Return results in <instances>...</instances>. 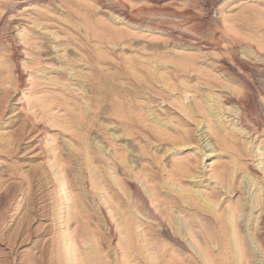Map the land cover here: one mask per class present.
<instances>
[{"label": "bare ground", "instance_id": "1", "mask_svg": "<svg viewBox=\"0 0 264 264\" xmlns=\"http://www.w3.org/2000/svg\"><path fill=\"white\" fill-rule=\"evenodd\" d=\"M43 1L0 0L1 29L18 31L17 69L0 55V116L31 86L0 121V164L21 188L0 264H256L248 234L264 264V0ZM25 21L59 25L55 76L26 80L22 66L45 61Z\"/></svg>", "mask_w": 264, "mask_h": 264}, {"label": "rangeland", "instance_id": "2", "mask_svg": "<svg viewBox=\"0 0 264 264\" xmlns=\"http://www.w3.org/2000/svg\"><path fill=\"white\" fill-rule=\"evenodd\" d=\"M42 5L44 7L45 6L51 7L54 4L52 3V5H51L49 0H45V1L41 2V3H38V6L43 7ZM23 8L24 7H21L18 11H16L14 13L13 17H17V18L26 17V16H22L21 15V13L23 11ZM34 16L38 17L39 14L38 13L37 14L34 13ZM4 18H5V13H4V11L2 12V10L0 9V21L3 20ZM21 25L28 26V28L32 31L31 34H32L33 38L36 39L35 42L38 44V46H40L41 49L40 50L32 49V48H35L37 46L36 44H33L31 46L32 48L30 47L31 49L28 48V47H26V48L30 49V51L33 50L36 53H40L41 56H42L41 58L45 61L42 64H38L37 63V64H30V66H22V68L25 69L26 80L27 79H32V77H34L36 73L38 75L47 77V74L50 72L51 76H55L56 75L55 69L56 70L58 69L57 68V64H59V61L57 60L58 58H56L57 57L56 53L54 52L53 48L51 47L52 44H50L52 42H50L49 39H51V41L54 40V39H52L53 35L51 34V32H49V30H51V31L60 30L59 25L57 23H55V21H50L49 28L46 31H45V29H43L44 30L43 31L42 29L36 28L35 25L32 24L29 21H25L24 23H21ZM54 27H55V29H54ZM5 29H1V25H0V55H3L4 57L3 56L2 57L6 59L7 64L8 65L10 64L11 66L14 67L13 69L16 70L17 66L14 63V61L12 60V47H11L12 45H11V43H9L10 42L8 40L9 36H7V35H9V33H17L18 31H17V29L12 28V26L5 27ZM4 42H6V43H4ZM20 50L21 51L22 50L25 51L22 48H20ZM206 52L210 53L211 51H206ZM210 58H212V57L210 56ZM29 59H30V56H26L25 57V55H23V57L21 58L22 63H23V60L25 62L26 60H29ZM40 81H42V80H40ZM25 84L26 85L23 86L25 88L20 87L19 89H11L10 90V93H9V96H8V99H7V102H6V108H5V111H4V114H7V115L0 116V121L1 122H2V120H4L5 118H8L9 116H10V118L11 117H17V116H19L20 113H22V112H20V111H22V110H20L21 109L20 106H21L22 101H23V99H22L23 91L28 92V88L31 87V86H29L30 84H29L28 80L25 82ZM45 87H46L45 84L36 85V88H45ZM162 105L164 106L165 109L169 110L171 116H173L176 119L178 118L177 113L179 111L173 105L169 104L168 102L167 103H163ZM160 109L161 108L158 107V110L162 111ZM233 110H234V113H231L230 111H226V113H225L226 118L225 119L230 120V119H232L234 117V115H236V116L239 115V114H237V112L240 111L238 108L235 107ZM1 117H5V118L1 119ZM1 122H0V124H1ZM189 122L191 123V125H193V126L195 125V123L192 122L191 120H189ZM28 127L31 128V125H28ZM200 128H201V126H200ZM58 131L59 130H52V133H53V136H55L56 142L61 144L62 141H63V138H62V134L60 132H58ZM26 142H27V140L24 141V142L21 141L20 142L21 144L19 143V149H21L20 164H21V166H23V168L25 170L29 171L31 165L38 164L39 155L33 156L31 153H29V150L26 151L24 149L27 146ZM204 151L206 152V154H208V155L210 154V152H208L207 148ZM191 152H193V150L190 149V148L184 149L183 155L184 156H186V155L188 156V155L191 154ZM1 156H2V154L0 155V157ZM213 160H214L213 156H211V157L208 156V157L204 158L203 163L201 164V167L203 166V168L205 170V172H204L205 175L202 178V179L206 180L205 183L207 181H209V173H210L209 172V170H210V166L209 165L212 163ZM6 161L7 162H4V163L2 162V165L0 164V182L2 183V188L0 189V223H2L4 220H7V221L9 220V218H7V216H9L12 213V207H13V203H14V200H15L14 198L18 197V195L21 194L20 193L21 192V188L20 187L17 188L15 185H14L15 187L13 186V179H12L13 177H12V174H11V172L9 170V164H8V163H11V162L9 160H6ZM207 165H208L209 169L207 168ZM248 187H249V184H248ZM36 188H37V182L34 181L33 182V188H32V191H31V197H33V199L35 201L38 200V197H39L40 192H41V191H38ZM253 190H254V186H252L250 188V190L247 191L248 194H246L245 197L246 198L247 197L248 198H252V195L255 194V192H253ZM23 212H24V209L20 210L15 215L13 220L11 222H9V224L12 223L10 226H14L17 223V221L22 216ZM247 232H249V231H247ZM248 240H249L250 248L254 252V260L256 261V264H262L259 247L255 243V241L252 239L250 234H248ZM14 248H15L14 249L15 253L19 252V251H21L23 249V248H21L20 245L15 246Z\"/></svg>", "mask_w": 264, "mask_h": 264}]
</instances>
